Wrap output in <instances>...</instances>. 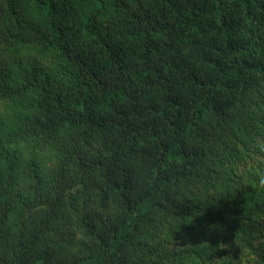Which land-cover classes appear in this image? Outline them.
I'll use <instances>...</instances> for the list:
<instances>
[{
  "label": "trees",
  "instance_id": "16d2710c",
  "mask_svg": "<svg viewBox=\"0 0 264 264\" xmlns=\"http://www.w3.org/2000/svg\"><path fill=\"white\" fill-rule=\"evenodd\" d=\"M0 264H264V0H0Z\"/></svg>",
  "mask_w": 264,
  "mask_h": 264
}]
</instances>
